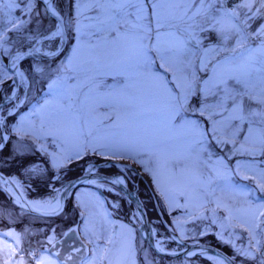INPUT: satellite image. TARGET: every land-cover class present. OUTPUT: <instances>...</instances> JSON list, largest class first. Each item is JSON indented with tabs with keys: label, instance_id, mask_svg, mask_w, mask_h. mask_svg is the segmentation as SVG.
<instances>
[{
	"label": "snow or ice",
	"instance_id": "obj_1",
	"mask_svg": "<svg viewBox=\"0 0 264 264\" xmlns=\"http://www.w3.org/2000/svg\"><path fill=\"white\" fill-rule=\"evenodd\" d=\"M2 16L0 264H264V0H8ZM130 171L163 234L148 203L104 198Z\"/></svg>",
	"mask_w": 264,
	"mask_h": 264
},
{
	"label": "rangeland",
	"instance_id": "obj_2",
	"mask_svg": "<svg viewBox=\"0 0 264 264\" xmlns=\"http://www.w3.org/2000/svg\"><path fill=\"white\" fill-rule=\"evenodd\" d=\"M217 241V240H216ZM199 264V263H198Z\"/></svg>",
	"mask_w": 264,
	"mask_h": 264
},
{
	"label": "water",
	"instance_id": "obj_3",
	"mask_svg": "<svg viewBox=\"0 0 264 264\" xmlns=\"http://www.w3.org/2000/svg\"><path fill=\"white\" fill-rule=\"evenodd\" d=\"M214 251V250H213Z\"/></svg>",
	"mask_w": 264,
	"mask_h": 264
}]
</instances>
